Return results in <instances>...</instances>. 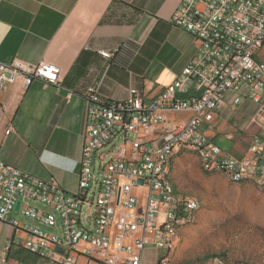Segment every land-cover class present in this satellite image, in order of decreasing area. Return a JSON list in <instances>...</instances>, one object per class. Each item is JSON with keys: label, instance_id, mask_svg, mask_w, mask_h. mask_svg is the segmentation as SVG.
I'll return each instance as SVG.
<instances>
[{"label": "built area", "instance_id": "obj_1", "mask_svg": "<svg viewBox=\"0 0 264 264\" xmlns=\"http://www.w3.org/2000/svg\"><path fill=\"white\" fill-rule=\"evenodd\" d=\"M170 22L192 36L197 51L156 98L134 87L125 99H102L92 86L85 90L75 191L0 160V221L24 233L27 251L58 264H74L80 255L94 264H141L147 245L166 249L171 230H179L171 221L186 215L190 203L171 198L163 186L161 156L173 144L197 145L210 166L255 174L264 183V139L254 137L247 154L237 157L200 128L227 91L237 93L233 104L242 90L253 102L264 100V62L254 58L264 46V0H180ZM34 80L58 84L60 68L46 61L0 62V108L8 83L19 82L23 91ZM191 84L198 94L176 96ZM167 111L189 116L171 118Z\"/></svg>", "mask_w": 264, "mask_h": 264}, {"label": "crops", "instance_id": "obj_2", "mask_svg": "<svg viewBox=\"0 0 264 264\" xmlns=\"http://www.w3.org/2000/svg\"><path fill=\"white\" fill-rule=\"evenodd\" d=\"M179 2L0 0V62L54 63L61 79L58 84L34 80L23 91L19 82L7 84L1 95L0 160L43 179L52 177L67 192L75 191L87 110L85 90L92 86L102 99H125L134 87L146 99L156 98L197 51L192 36L170 22ZM100 51L113 55L103 57ZM254 58L264 62V46ZM198 93L191 84L176 96ZM236 94L227 91L224 104L200 128L224 151L241 157L254 137L264 139V100L253 102L242 90L240 101L233 104ZM23 237V232L0 221V264H58L24 249ZM164 253V247L149 244L141 264H166L160 260ZM74 264L94 263L80 255ZM167 264L188 262L170 252Z\"/></svg>", "mask_w": 264, "mask_h": 264}, {"label": "rangeland", "instance_id": "obj_3", "mask_svg": "<svg viewBox=\"0 0 264 264\" xmlns=\"http://www.w3.org/2000/svg\"><path fill=\"white\" fill-rule=\"evenodd\" d=\"M181 150L170 158V178L179 191L197 197L200 206L191 222L171 233L160 260L167 264L172 252L188 264H208L215 255L264 264V187L252 181L232 182L221 172H206L192 150Z\"/></svg>", "mask_w": 264, "mask_h": 264}, {"label": "bare ground", "instance_id": "obj_4", "mask_svg": "<svg viewBox=\"0 0 264 264\" xmlns=\"http://www.w3.org/2000/svg\"><path fill=\"white\" fill-rule=\"evenodd\" d=\"M183 148H189L192 149L198 156L200 160V166L202 170L206 172L210 171H219L225 175V177L235 183L241 182V181H252L256 185H259L261 187H264V183H262V180L257 177L255 174H242V175H231L229 171H227L224 166L221 165H211L209 164L208 154H203V150L200 149L197 145H193L191 143H181V144H173L171 147L168 148L167 151H165L161 156V176L163 177V186H165V189L167 190L168 194L171 196V198H179L183 200L184 202H190L188 204V209L186 212V215H180L177 217V219H173L171 221V228L176 229V227L180 224H186L193 220L195 213L197 212L198 207L200 206V202L194 195L191 194H185L179 190L176 189L174 183L170 179L169 174V163L172 153L175 150L183 149ZM174 230H171V233ZM221 260V264H243L241 262H230L225 257L221 255H215L213 256L208 264H212L215 261Z\"/></svg>", "mask_w": 264, "mask_h": 264}, {"label": "trees", "instance_id": "obj_5", "mask_svg": "<svg viewBox=\"0 0 264 264\" xmlns=\"http://www.w3.org/2000/svg\"><path fill=\"white\" fill-rule=\"evenodd\" d=\"M230 262H236V263H238V262H241V263H243V264H248L247 262H243V261H233V260H229Z\"/></svg>", "mask_w": 264, "mask_h": 264}, {"label": "water", "instance_id": "obj_6", "mask_svg": "<svg viewBox=\"0 0 264 264\" xmlns=\"http://www.w3.org/2000/svg\"><path fill=\"white\" fill-rule=\"evenodd\" d=\"M19 203L17 202L15 205V209H18Z\"/></svg>", "mask_w": 264, "mask_h": 264}]
</instances>
